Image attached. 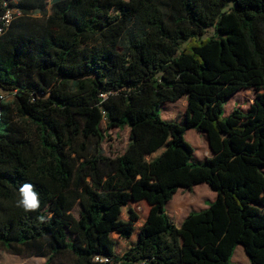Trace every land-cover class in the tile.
Returning a JSON list of instances; mask_svg holds the SVG:
<instances>
[{"label": "trees", "instance_id": "1", "mask_svg": "<svg viewBox=\"0 0 264 264\" xmlns=\"http://www.w3.org/2000/svg\"><path fill=\"white\" fill-rule=\"evenodd\" d=\"M5 3L22 16L0 39V94L11 99L1 104L0 246L45 264H235L242 246L264 264V214L247 209L264 193V0H0V14ZM251 89L248 110L224 117L226 101ZM184 97L182 120H164L165 104ZM126 128L124 152L106 156L107 132ZM188 130L211 157L196 160ZM23 183L38 210L17 206ZM199 184L215 199L177 227L165 205ZM128 193L156 201L121 254L114 234L130 239L139 220L133 209L121 219Z\"/></svg>", "mask_w": 264, "mask_h": 264}, {"label": "rangeland", "instance_id": "2", "mask_svg": "<svg viewBox=\"0 0 264 264\" xmlns=\"http://www.w3.org/2000/svg\"><path fill=\"white\" fill-rule=\"evenodd\" d=\"M46 1H47V4H49L50 6L52 0H46ZM211 34H212V31H209L208 35H211ZM255 95H256V91L253 89L242 90V91L237 92L233 97L229 98L226 101L224 105L225 110H224L223 116L224 117L228 116L232 112L233 109L238 108V107L241 108L243 111H247L249 106L253 103ZM186 108H187L186 99H181L176 104L166 103L161 111L162 118L164 120L180 119L179 117L185 114ZM178 122H182V121H178ZM195 133H196L195 130L187 132L185 135V140L193 147L195 157L200 159L205 153H208V146L206 142H204L202 139H199ZM106 135L107 136H106V139L103 145L104 154L111 158H115L116 156L122 154L124 150L126 149L128 141H129L128 140L129 130L127 128L124 130L113 129L111 131H108ZM167 141H168V138H163V140L152 142L150 146V155L148 156V159L152 160L154 157L161 154L166 149ZM260 162L262 163V169L264 171V156ZM203 193L204 192L200 188L196 190L197 197L198 195L202 196ZM209 193H211V190H209ZM205 197L210 198L208 197L207 193L205 194ZM250 197H251V200L249 199V197H248V200L244 199V201L247 200V202L250 203V205L248 206L249 208L247 209L250 211H258L264 214V208H262V204H261V202H264V193L259 194L258 197L253 196V195ZM154 201L150 199L148 196L141 195V196L136 197L129 193L126 194L124 207L122 208L121 219L122 221H125V222L128 221L129 216H130V209H133L135 211V214L138 216L139 220L137 221L135 225V229H136L135 234L130 239L122 240V239H119L116 236V234H114L115 240H117L115 250L118 253L122 254L134 242H136L139 239L140 235L142 234V226L145 223L147 213L152 207L155 206ZM168 209L169 208L166 207V210ZM78 210L79 209L76 208L73 212L76 218H77ZM173 220L176 224H178L179 221L176 217H174ZM236 258L238 261H240L241 264H243V262L241 261L244 258V256L237 254ZM247 259H248L247 264H251L249 261V258ZM45 263H46V258L26 257L25 255H21V256L14 255L8 252L7 250H5L3 246H0V264H45ZM53 264H72V259L68 255L57 257L53 261ZM235 264H238V263H235Z\"/></svg>", "mask_w": 264, "mask_h": 264}, {"label": "crops", "instance_id": "3", "mask_svg": "<svg viewBox=\"0 0 264 264\" xmlns=\"http://www.w3.org/2000/svg\"><path fill=\"white\" fill-rule=\"evenodd\" d=\"M183 99L187 100V97H184ZM176 103H172V104H176ZM189 131H193V130H188L187 132H189ZM195 134L198 136L199 139H202L204 142H206V144L208 146L207 138L204 135H201L198 132H196ZM211 156H212V152H211V150H210V148L208 146V153H205L200 159L196 158V157L195 158L198 161H203L206 158H209ZM198 188L202 189V191L204 193H203L202 196L198 195V197H197L196 196V190H198ZM209 190H211V193H209ZM187 193H189V194H187ZM206 193H207L208 197H210V198H206L205 197ZM215 197H216V192L213 191L211 188H209L206 184L196 185V186L193 187V189L191 191L181 188L173 196L172 200H170L165 205V211H166L167 215L171 218V220L173 222H174V220H173L174 217H176L178 219V221H179L178 224H176L175 222H174V224L177 227H179L183 223V221L185 220V218L188 216V214L190 212H193V211L194 212H200V211L205 210L208 207V204L210 202H212L215 199ZM166 207H168L169 209L166 210ZM237 254L244 256V258L242 259L241 262H243V264H247L248 256L245 253V250H244V248L242 246H238L236 248V250H235V252L233 254V257H232V262L233 263L235 262V263L239 264L240 261H238L237 258H236Z\"/></svg>", "mask_w": 264, "mask_h": 264}, {"label": "clouds", "instance_id": "4", "mask_svg": "<svg viewBox=\"0 0 264 264\" xmlns=\"http://www.w3.org/2000/svg\"><path fill=\"white\" fill-rule=\"evenodd\" d=\"M17 206L26 212L36 211L40 208V197L31 183H23L19 188ZM43 219V218H41Z\"/></svg>", "mask_w": 264, "mask_h": 264}, {"label": "built area", "instance_id": "5", "mask_svg": "<svg viewBox=\"0 0 264 264\" xmlns=\"http://www.w3.org/2000/svg\"><path fill=\"white\" fill-rule=\"evenodd\" d=\"M5 11L0 14V39L6 34L7 30L9 29L12 22L22 16V12L19 9L9 8L7 3L4 4ZM9 97H5L4 95L0 94V126L2 122V109L1 104L3 102L10 101Z\"/></svg>", "mask_w": 264, "mask_h": 264}]
</instances>
